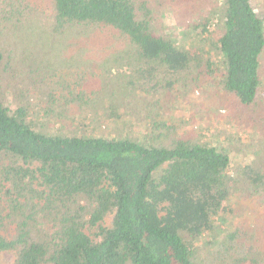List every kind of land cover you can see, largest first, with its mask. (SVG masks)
<instances>
[{
  "label": "trees",
  "instance_id": "obj_1",
  "mask_svg": "<svg viewBox=\"0 0 264 264\" xmlns=\"http://www.w3.org/2000/svg\"><path fill=\"white\" fill-rule=\"evenodd\" d=\"M164 1L0 0V254L13 264H264V10L169 0L179 39ZM64 69L79 82H53ZM205 88L237 111L224 140L179 136L158 112ZM129 111L146 113L147 136L120 133ZM242 200L261 216L226 226Z\"/></svg>",
  "mask_w": 264,
  "mask_h": 264
},
{
  "label": "rangeland",
  "instance_id": "obj_2",
  "mask_svg": "<svg viewBox=\"0 0 264 264\" xmlns=\"http://www.w3.org/2000/svg\"><path fill=\"white\" fill-rule=\"evenodd\" d=\"M166 4L169 5H159L158 15L161 16L163 20H166L168 25L167 33L173 35L176 38L183 39V28L177 25L176 19V10L171 5H175L178 3H170L169 0H165ZM254 6L259 10H264V0H253ZM185 37V36H184ZM192 42L191 44L197 45L198 40L196 36L189 35L188 36ZM189 39V40H190ZM191 45V46H193ZM82 75V72L79 69H64L57 73V78H53V82L59 81V78H64L69 82H79L77 77ZM80 77V76H79ZM86 80V79H85ZM91 78L86 80L85 83H89ZM208 82V80H207ZM80 84V83H79ZM58 85V84H56ZM56 88L59 89L57 96L61 95L62 86H57ZM210 88H205L202 92L198 91L194 94L187 102L183 103V107L185 111H180L175 109V105L172 103H164L163 107L158 110V112L162 115L163 120L170 121L172 124L177 126L176 133L182 137H190L193 140L200 139L202 141L210 140L215 135L220 137L221 140H224L225 130L223 126L227 123V118L232 116L235 112V108L233 106H228L226 108H222L221 111V102H219V97L216 96L215 91L207 90ZM63 92L65 90L62 89ZM9 97V104L13 101L14 97L10 95ZM32 99L34 102H37V96L33 95ZM32 99L30 101H32ZM146 113H139L136 114L135 112L129 111L126 115L124 121L117 122L115 125L120 127V133L125 135L128 131H131L135 135L140 136H147L149 130L146 128L148 120H144ZM201 117V118H200ZM235 117V116H234ZM199 118V119H198ZM103 119V118H102ZM105 121V118L103 119ZM102 121L99 125H93L96 130V133L99 135H105L112 137L114 135L113 131L114 128L111 126V123H104ZM42 121H45V129L47 130H54L52 120L50 118H42ZM57 126V125H56ZM238 127L232 128L233 132H239L240 138L243 140H248L252 132L248 131H239ZM151 132V131H150ZM242 157V154L240 155ZM235 201V200H234ZM233 201V202H234ZM262 208L257 203H251L249 201L242 200L238 204L235 212L233 214L228 213L227 216V224L226 226L230 225H238L240 222H248L253 221L255 218L261 216ZM15 261V254L11 252H6L0 254V264H13Z\"/></svg>",
  "mask_w": 264,
  "mask_h": 264
}]
</instances>
